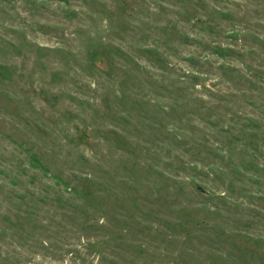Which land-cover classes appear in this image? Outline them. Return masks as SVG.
I'll return each mask as SVG.
<instances>
[{"label":"rangeland","instance_id":"rangeland-1","mask_svg":"<svg viewBox=\"0 0 264 264\" xmlns=\"http://www.w3.org/2000/svg\"><path fill=\"white\" fill-rule=\"evenodd\" d=\"M0 264H264V0H0Z\"/></svg>","mask_w":264,"mask_h":264}]
</instances>
